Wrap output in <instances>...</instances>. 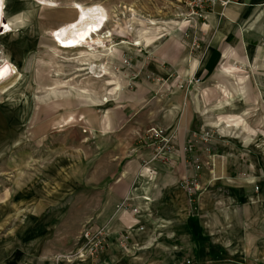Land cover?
Segmentation results:
<instances>
[{
	"label": "rangeland",
	"instance_id": "1",
	"mask_svg": "<svg viewBox=\"0 0 264 264\" xmlns=\"http://www.w3.org/2000/svg\"><path fill=\"white\" fill-rule=\"evenodd\" d=\"M186 2L3 0V17L12 31H0V73L5 67L13 71L0 79V264H264V209H256L260 204H221L213 213L200 209L204 192L220 193L235 182H250L257 192L263 175L246 180L241 174L235 182L216 179L207 186L201 185L202 174L187 176L197 182L191 195L186 177L183 185L179 182L187 204L176 211L173 224L188 216L196 242L202 238L199 216L207 211L209 238L225 244L195 258L181 226L164 222L169 212L160 207L143 212L133 199L124 198L134 195V177L100 174L105 162L107 170L122 172L139 150L151 146L153 96L170 99L173 92L184 91L180 68L169 65L170 88L162 90V81L151 90L152 82L158 83L151 58L157 59L164 39L180 46L202 33L205 21L192 20ZM79 17L82 22L74 33L92 43L100 39L108 50L95 44L56 46L53 32ZM250 108L252 113L232 117L236 124L240 116L247 123L238 133L257 138L264 155V106ZM141 112L145 125L140 124ZM107 113L114 122L112 131L91 130L85 121V116L98 121ZM228 136L236 135L230 131ZM116 160L125 163H110ZM126 185L131 188L125 190ZM122 202L127 207L118 208ZM101 227L107 232L105 244L91 252L95 241H86L83 233Z\"/></svg>",
	"mask_w": 264,
	"mask_h": 264
},
{
	"label": "crops",
	"instance_id": "2",
	"mask_svg": "<svg viewBox=\"0 0 264 264\" xmlns=\"http://www.w3.org/2000/svg\"><path fill=\"white\" fill-rule=\"evenodd\" d=\"M200 29L202 33L197 32V39L190 38V41L180 46L170 39H164L157 46V59L151 58V70L158 79V83L152 82L151 90L159 88L162 81V90L170 88L166 79L170 73L165 69L166 65L179 67V79L185 84L184 91L173 92L170 99L169 96L164 97V94L151 98V128L177 130L176 144L170 159L165 162L155 160V147L150 146L139 150L136 158L128 161L122 172L107 170V162L105 170L100 172L134 177L132 186H135L136 193L133 197L125 194L124 198L133 199L143 212L159 207L169 212V215L167 213L163 216L164 222L168 226H181L180 233L185 234V238H189L194 245L195 258L222 250L225 244L215 243L209 238L211 214L207 211L204 217L199 216L202 238L196 242L188 216L183 222L173 224L176 211L181 212L187 204L186 193L179 184H182L184 177L202 174L201 185L207 186L214 185L216 179L227 184L226 179L235 182L244 174L246 180L263 175L260 178L263 179L260 183L262 189L259 187L257 192L250 182L229 183L230 186L224 187L220 193L206 190L200 199V209L208 208L213 213L221 204L231 208H250L254 203L260 204L256 209H264V155L260 150L261 144L257 138L244 137V132L238 133L240 129L248 128L247 123L240 116L236 124L232 117L252 113V104L257 106L254 111L264 106V0H231L224 15L220 8L209 13ZM191 32L185 31L183 34L192 37ZM167 33L164 32V36ZM140 45L135 43V46ZM100 103L105 104L102 101ZM73 110L71 112H75ZM139 115L140 124L145 125L143 112ZM85 118L91 130L98 128L106 132L114 129V122L108 113L98 121ZM205 126L217 129V134L209 144H203L198 139V132ZM230 131L235 132L236 136H228ZM110 163L119 167L125 162L116 160ZM198 164L201 165L200 171L196 169ZM209 174L214 179L208 181ZM127 186L131 188V185H126L125 190Z\"/></svg>",
	"mask_w": 264,
	"mask_h": 264
},
{
	"label": "built area",
	"instance_id": "3",
	"mask_svg": "<svg viewBox=\"0 0 264 264\" xmlns=\"http://www.w3.org/2000/svg\"><path fill=\"white\" fill-rule=\"evenodd\" d=\"M231 3V0H187L186 4L190 10V16L192 20L195 21H205L209 13L216 12L218 8L221 9V14L224 15V10L227 5ZM204 131L199 133L198 139L203 144H209L214 138L215 132L213 128L207 126L203 127ZM171 128H162V127H152L148 134L149 139L151 140V146L155 147V160L168 161L170 159V153L175 147V131L170 130ZM217 133V132H216ZM188 150V148H187ZM196 162V160H195ZM198 171L201 170V165L196 166ZM194 178V177H193ZM195 179V178H194ZM196 180L192 178H184V185L187 189L189 195H191L192 190L196 187ZM256 190H259V187L256 186ZM127 207V204L122 202L119 204L118 208ZM138 210L135 209L134 212ZM83 237L86 241H95L91 252L100 251L103 249L105 244L107 232L104 227L98 228L96 230L86 229L83 233Z\"/></svg>",
	"mask_w": 264,
	"mask_h": 264
},
{
	"label": "bare ground",
	"instance_id": "4",
	"mask_svg": "<svg viewBox=\"0 0 264 264\" xmlns=\"http://www.w3.org/2000/svg\"><path fill=\"white\" fill-rule=\"evenodd\" d=\"M75 8L78 11H81V8L78 5L75 6ZM3 15H4V4H3V0H0V31L4 30V33L11 32L12 31L11 25L4 20ZM81 22L82 21L79 17L78 20L75 21L74 23L68 24L65 27L60 28L59 30H56V32L52 34L54 37V42L56 43V46L60 49L61 48L62 49H77L80 46H84V45L91 46L90 44H93V45L95 44V45H98V49L107 50V46L105 45L104 41H100V39H98L92 43L86 40L84 37H81L80 35H76L74 33V28L79 26ZM137 45H140V42H137ZM12 71H13V67L12 68L5 67V69H3V71L0 73V79L3 78V74L7 72L11 73Z\"/></svg>",
	"mask_w": 264,
	"mask_h": 264
},
{
	"label": "snow or ice",
	"instance_id": "5",
	"mask_svg": "<svg viewBox=\"0 0 264 264\" xmlns=\"http://www.w3.org/2000/svg\"><path fill=\"white\" fill-rule=\"evenodd\" d=\"M6 71V70H5Z\"/></svg>",
	"mask_w": 264,
	"mask_h": 264
}]
</instances>
